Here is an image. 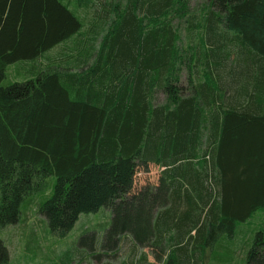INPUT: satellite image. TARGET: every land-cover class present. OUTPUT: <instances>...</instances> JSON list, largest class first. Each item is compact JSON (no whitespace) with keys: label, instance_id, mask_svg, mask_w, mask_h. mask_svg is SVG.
<instances>
[{"label":"trees","instance_id":"obj_1","mask_svg":"<svg viewBox=\"0 0 264 264\" xmlns=\"http://www.w3.org/2000/svg\"><path fill=\"white\" fill-rule=\"evenodd\" d=\"M48 187L54 235L109 211L66 264H264V0H0V264Z\"/></svg>","mask_w":264,"mask_h":264},{"label":"rangeland","instance_id":"obj_2","mask_svg":"<svg viewBox=\"0 0 264 264\" xmlns=\"http://www.w3.org/2000/svg\"><path fill=\"white\" fill-rule=\"evenodd\" d=\"M200 1L202 0H188L189 6L194 8V4ZM179 22V19L176 18L175 23ZM18 66H20V64L17 65L14 63L8 66L7 74L9 79L17 77L16 69ZM159 169L160 168L157 165L151 163L147 166L141 165L138 167L135 176V188H139L146 182H156ZM49 191H51V189L48 187L42 193L31 195L26 200L25 214L22 215L23 217L21 218L24 220L17 221L12 226H9L2 231L1 235H3V237L6 236L10 250L8 264H66L67 253H73L75 247H83L90 250V233L92 231L97 232V236H99L98 233H102L99 232L100 228L98 229V227L105 225V223L107 224L109 220L108 209L105 208L104 211L101 212L103 207L95 212L81 213L73 228L64 236H57L50 233L47 230L48 228L45 221L43 222V215L36 210L37 201L43 198V196L45 197ZM106 218H108L107 222H105ZM263 222L264 208H259L247 220L238 224L239 238H245L248 234L252 235L258 225ZM89 225H91L90 227H92V229H95L90 230V232H86L85 234L81 233V230ZM31 227L34 228L33 235L29 234ZM79 242L83 245H79ZM25 243L29 245L28 248L25 247ZM96 244L98 246L101 244V238L100 241L95 242V245ZM228 245L231 246L233 250L237 248L234 241L228 242ZM122 248L126 249L128 246L123 245ZM125 249L120 248L114 257H109L106 260L102 259L103 261H99L98 264L100 262H103V264H118L121 254H124V258L127 256ZM237 249L235 252H239ZM141 251L146 253L149 260L154 261L157 264H161V261L164 259L163 257L159 258L151 247L144 246L137 249V252ZM87 253L88 252H86L84 259L80 261L78 260L79 262L72 259L70 264H87ZM236 257L237 256L234 257V261H238L239 257L238 259Z\"/></svg>","mask_w":264,"mask_h":264},{"label":"crops","instance_id":"obj_3","mask_svg":"<svg viewBox=\"0 0 264 264\" xmlns=\"http://www.w3.org/2000/svg\"><path fill=\"white\" fill-rule=\"evenodd\" d=\"M17 75V77H15V78H13V79H16V78H18V74H16ZM232 248V247H231ZM231 264H239V263H237V262H232Z\"/></svg>","mask_w":264,"mask_h":264}]
</instances>
